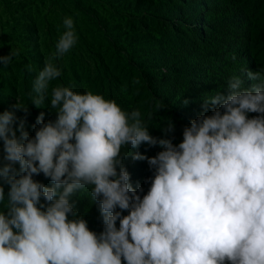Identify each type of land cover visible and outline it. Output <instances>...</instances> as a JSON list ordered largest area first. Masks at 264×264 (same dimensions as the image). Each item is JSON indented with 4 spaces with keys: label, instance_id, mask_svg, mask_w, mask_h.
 <instances>
[{
    "label": "clouds",
    "instance_id": "obj_1",
    "mask_svg": "<svg viewBox=\"0 0 264 264\" xmlns=\"http://www.w3.org/2000/svg\"><path fill=\"white\" fill-rule=\"evenodd\" d=\"M63 23L34 81L37 107L62 75L57 61L77 43L73 19ZM19 55L12 47L0 62L7 66ZM247 76L251 88L233 76L227 95L205 98L179 144L168 136L171 119L164 138L155 137L139 110L128 113L115 100L70 87L52 89L56 119L45 122L41 112L34 136L14 111L0 112V264H264V68ZM14 108L28 110L18 100ZM142 144L163 150L133 155L155 172L141 198L121 149ZM41 173L53 186L34 179ZM88 187L100 205L99 234L71 201Z\"/></svg>",
    "mask_w": 264,
    "mask_h": 264
},
{
    "label": "rangeland",
    "instance_id": "obj_2",
    "mask_svg": "<svg viewBox=\"0 0 264 264\" xmlns=\"http://www.w3.org/2000/svg\"><path fill=\"white\" fill-rule=\"evenodd\" d=\"M198 1L189 0L194 4ZM184 2L185 0H0V56L7 55L12 47L20 50L19 57L14 58L9 65L4 66L0 62V112L15 110L17 100L24 103L27 73H39L45 67L46 58L55 52L57 41L66 30L64 19L71 17L78 39L74 47L57 61L62 69V75L58 78H63L68 72V85H76L77 79H84L96 91H99L100 85H106L110 78L114 85L124 90V106L129 110H139L143 123H150L151 127L154 120L155 123L165 121V111L160 103L164 102L163 96L172 97L173 91L166 92L165 83L163 86L160 83V89L155 91L149 80L154 77L155 71H140V65L147 64L145 62L152 56L158 55L161 44L171 49L167 26L172 18H176V22L180 24L179 34L182 36H187L191 29L198 28V21H187L189 3L183 5ZM179 7L185 11L182 18L175 16ZM191 9L194 12L195 8ZM255 25L258 23L255 22ZM259 64L264 66V54L259 56ZM102 65L107 70L102 69ZM164 71H168V68L164 67ZM197 77L199 78L198 73ZM57 79L50 82L49 88L58 86ZM28 82L29 85L32 84L31 79ZM152 130L149 129L151 135L164 138V132L157 134L155 129ZM168 136L174 144L181 142L177 137ZM138 149L148 157L163 150L159 145L148 144H142ZM3 154V141L0 140V165L3 163ZM143 161L136 177L148 192L151 186L148 178L154 177L155 172L147 160ZM9 187L5 185L6 195ZM4 210V205L0 204V211Z\"/></svg>",
    "mask_w": 264,
    "mask_h": 264
},
{
    "label": "trees",
    "instance_id": "obj_3",
    "mask_svg": "<svg viewBox=\"0 0 264 264\" xmlns=\"http://www.w3.org/2000/svg\"><path fill=\"white\" fill-rule=\"evenodd\" d=\"M186 4L189 5V20L187 21H198L200 23L198 28L191 29L188 37L182 36L179 34L180 24L176 22V18H172L167 26L171 49L161 44L158 48V55L152 56L149 61L145 62L147 64L140 65V71H155L154 77L149 78L155 91L160 89V83H162L161 86L165 83L164 90L166 92L173 91L172 97L165 95L163 96L164 102L160 103L165 111V121L155 123L154 120L152 121L154 125L151 127L150 123L143 124L151 130L155 129L157 134H162V128L171 119L175 124V129L169 135L179 138V141L183 140L184 127L190 125V122L204 111L205 98L215 95L218 91L227 95V81L233 76H241L244 81L242 87L251 88L255 82L248 78L247 71L264 68L262 64H259V56L264 54V0H199L195 4L185 0L183 5ZM191 8H195L194 12H191ZM184 12L179 7L175 16L182 18ZM255 22L258 23L257 26ZM260 45L262 47H259ZM100 67L107 70L104 65ZM164 67L168 68L166 71L169 72L168 74L164 71ZM30 73H27L26 99L23 98L24 103H20L28 110L25 112L23 109L14 108L15 110L11 111H14L19 119L25 120L26 130L30 136H34L36 128L40 126L36 124L39 114L45 113L44 119L47 122L55 120L57 112L50 106L52 88L48 89L47 98L40 107L31 103L37 95L33 85L38 73ZM68 77L67 72L63 78L57 79V85L70 87L81 94L89 91L93 94H100L107 100H115L126 112L133 111L124 106V90L114 85L110 78L106 81V85H100L99 91H96L91 85L85 83L84 79H77L76 85H68ZM30 79L31 85L28 82ZM73 79L75 80V78ZM185 99L189 101L187 105L183 102ZM211 111L212 106H209L208 114H211ZM248 115L251 118L258 113H249ZM17 135L19 136V132ZM137 151L140 150L132 148L130 145L124 146L121 149V155L124 167L131 174L133 187H136L138 191L139 187H143V192L140 193L142 198L147 194V191L145 186L137 180L136 172L144 161L133 159V155ZM16 167H19L18 163ZM34 179L49 187L53 186V182L42 173L35 175ZM90 193V187L79 190L71 197V201L74 203L78 215L88 222L89 228L99 234L104 228L99 210L100 205L98 201L92 200ZM117 210L119 211V209ZM122 214L127 215L128 211L125 210ZM95 227L97 228L95 229ZM117 227H119V220Z\"/></svg>",
    "mask_w": 264,
    "mask_h": 264
}]
</instances>
